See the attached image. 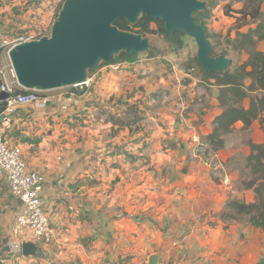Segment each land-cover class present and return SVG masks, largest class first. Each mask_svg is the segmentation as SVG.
I'll return each instance as SVG.
<instances>
[{"label": "crops", "instance_id": "1", "mask_svg": "<svg viewBox=\"0 0 264 264\" xmlns=\"http://www.w3.org/2000/svg\"><path fill=\"white\" fill-rule=\"evenodd\" d=\"M51 1L0 0V32L15 35L49 22ZM203 1L214 49L211 38L228 33L234 42L264 16V0L257 6L254 0ZM257 45L252 51L264 50L263 42ZM161 58L168 63L151 56L95 68L84 91H47L43 107L18 109L0 125L28 167L44 176L41 200L53 230L44 244L18 229L21 202L0 173V264H147L153 254L157 264H254L262 257L264 230L220 215L227 201L254 200L242 181L249 144L264 142V124L255 120L244 130L236 122L224 147L212 151L204 137L222 111L221 86L193 63L177 64L171 53ZM6 64L0 53V67ZM131 104L140 119L123 125ZM17 241L35 243L40 254L11 255L9 243Z\"/></svg>", "mask_w": 264, "mask_h": 264}, {"label": "water", "instance_id": "2", "mask_svg": "<svg viewBox=\"0 0 264 264\" xmlns=\"http://www.w3.org/2000/svg\"><path fill=\"white\" fill-rule=\"evenodd\" d=\"M203 0H64L49 35L23 41L8 51L17 84L27 90L48 91L83 83L88 70L113 63L123 52L136 55L151 48L148 37L119 29L114 23L130 25L141 16L160 20L165 30L178 32L195 41L196 59L210 74L228 70L231 59L212 54L206 32L194 21L195 11H204ZM8 93L0 91V122ZM23 255H39L35 243L21 244ZM153 254L147 264H157Z\"/></svg>", "mask_w": 264, "mask_h": 264}, {"label": "trees", "instance_id": "3", "mask_svg": "<svg viewBox=\"0 0 264 264\" xmlns=\"http://www.w3.org/2000/svg\"><path fill=\"white\" fill-rule=\"evenodd\" d=\"M250 14L255 18L259 16V12L256 13V11ZM193 16L194 21L203 27L206 32L203 22L210 16L209 9L201 12L195 11ZM151 22L156 23V28L150 26ZM262 23H264V16H261V20L254 29L238 35L233 42V48L250 49L254 43V36H256L257 40L264 41V34L262 33L264 26ZM114 24L121 30L131 31L142 36L147 34L158 35L173 50L184 48L187 40V37L181 33L165 30L160 20H149L145 16H141L138 22L133 25L128 24L125 20H117ZM206 36L209 38L207 32ZM212 54L214 56H225L222 52L215 53L213 45ZM136 55H125L121 52L115 57L113 63L121 61L119 60L120 57H127L129 58L127 60L133 61L132 58ZM192 61L202 74L215 77L216 84L221 86L218 101L222 111L214 118L212 131L204 137L209 149L217 151L223 148V136L229 133L238 121L243 124L242 129L244 130L248 129L255 120H259L261 124H264V50L250 52L247 59L240 65L221 74H210L204 71L196 57ZM107 64L110 63H103L99 67ZM93 70H89L88 74ZM246 80L249 81L248 85L245 84ZM82 91L84 90L82 89L78 92ZM244 99L248 100L247 107L242 105ZM126 115L127 121L123 125L131 126L139 120L137 105H127ZM249 147L250 153L245 159V167L248 169L249 177L247 180L242 181V186L253 190L254 200L248 203L237 200L227 201L225 205L226 211L221 213L220 218L223 221H231L237 220L238 217H245L247 224L264 230V142L261 144H249ZM254 264H264V257Z\"/></svg>", "mask_w": 264, "mask_h": 264}, {"label": "built area", "instance_id": "4", "mask_svg": "<svg viewBox=\"0 0 264 264\" xmlns=\"http://www.w3.org/2000/svg\"><path fill=\"white\" fill-rule=\"evenodd\" d=\"M45 28V29H44ZM50 29L47 25H34L33 28L24 30L15 35H7L0 32V53L7 57V64L0 67V91H5L9 95L5 99L6 105L2 114L4 115L0 125L10 123V118L18 109L43 107L48 99L40 94V91L27 90L17 84L16 77L8 58V51L14 45L38 39L49 35ZM191 68L190 71H193ZM92 82V77H88L83 83L73 85V88L83 89ZM199 152L203 153V144L198 143ZM0 173H2L10 194L18 198L21 202V209L15 217V224L19 230L25 231V236L29 239L49 244L53 239V230L48 224L47 216L41 200L44 176L27 165L20 145L10 143L2 133H0ZM224 183L228 178H223ZM24 241V240H23ZM31 242V241H29ZM22 241L10 242L9 249L11 255L19 257L22 255ZM103 264H127L121 260H107ZM165 264H180L179 262H168Z\"/></svg>", "mask_w": 264, "mask_h": 264}, {"label": "rangeland", "instance_id": "5", "mask_svg": "<svg viewBox=\"0 0 264 264\" xmlns=\"http://www.w3.org/2000/svg\"><path fill=\"white\" fill-rule=\"evenodd\" d=\"M64 0H52L51 2V6L53 7L52 9L53 12L51 14V19L49 22L47 23H44V27H46L47 25L49 26V29L51 28L53 22L56 20L57 18V15H58V11L60 10L61 6H62V3H63ZM261 0H254V6H257V2L258 4H260ZM39 2V1H38ZM36 2V3H38ZM210 3L212 4H216V0H210ZM258 13V12H256ZM264 13V12H262ZM264 15V14H263ZM204 26L205 24H207V21H204ZM243 23H236L237 27H241ZM255 24V23H253ZM263 26H264V23H262ZM150 26L152 28H156V23L154 22H151L150 23ZM45 29V28H44ZM252 29V28H249V30ZM262 33L264 34V29L262 30ZM241 34V33H237L236 34V37L233 39L235 40L238 35ZM228 33L226 35V37L222 40V39H218L217 37H213L211 38L212 41L216 44L215 45V53H225L227 54L228 56L231 57V66H230V69H233L234 67H236L240 61H242L246 55L250 52H252L253 49L257 48L258 45L257 43H260V42H263L264 44V41L263 40H259V42H254L253 45L250 47V49L248 48H245V49H238V50H235L233 48V41H230V38L228 37ZM146 37H148L149 41H150V44H151V50L149 52H145V53H139L137 54L136 56H133L132 60L136 59L137 57H141V58H150L151 56H154V57H158L160 59H158V62L160 63H168L167 60L161 58L163 55L166 56L167 54L171 53L172 54V58H175L177 59L179 62L177 64H183L184 66L188 65L189 66L193 63V58L195 57L196 55V50H197V47H196V44H195V41L190 38V37H187V40L185 41V46L184 48L182 49H178V50H173L170 45L166 42H164V40L158 36V35H154V34H147ZM227 43V44H226ZM129 58L127 57H120L119 60L121 61H127V62H130L129 60H127ZM157 60V59H156ZM103 64L102 62L99 64V66ZM194 65V63H193ZM195 66V65H194ZM98 68V67H97ZM195 68V67H194ZM198 69V68H196ZM92 70V69H90ZM89 72V70H88ZM58 89H61V91H71L72 89H74L72 86H67V87H63V88H58ZM77 90H82V89H79L77 87ZM50 91V90H48ZM51 91H56L55 89L54 90H51ZM46 93H50V92H47V91H40V94L43 95V94H46ZM249 177V176H248ZM248 177L245 179L247 180ZM244 180V181H245ZM230 179H228V183H229ZM239 221V223H246L245 221V217H238L237 219ZM262 257H264V254L262 255ZM261 257V258H262ZM260 258V259H261Z\"/></svg>", "mask_w": 264, "mask_h": 264}]
</instances>
